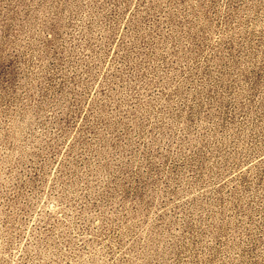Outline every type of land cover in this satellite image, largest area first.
<instances>
[{
  "label": "rangeland",
  "instance_id": "374dc122",
  "mask_svg": "<svg viewBox=\"0 0 264 264\" xmlns=\"http://www.w3.org/2000/svg\"><path fill=\"white\" fill-rule=\"evenodd\" d=\"M0 264H264V0H0Z\"/></svg>",
  "mask_w": 264,
  "mask_h": 264
}]
</instances>
